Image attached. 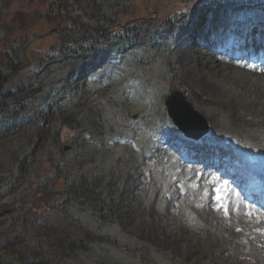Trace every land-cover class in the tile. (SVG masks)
I'll use <instances>...</instances> for the list:
<instances>
[{
	"label": "rangeland",
	"instance_id": "rangeland-1",
	"mask_svg": "<svg viewBox=\"0 0 264 264\" xmlns=\"http://www.w3.org/2000/svg\"><path fill=\"white\" fill-rule=\"evenodd\" d=\"M59 6L66 14L34 0H0V50L26 57L4 84L14 94L0 100V118L9 121L0 126V244L14 240L0 264H184L188 256L187 264H264V200L241 192L264 186V59L232 40L236 24L264 23V2ZM33 33L42 38L31 42ZM83 33L104 40L91 49ZM201 85L233 99L204 107L196 97ZM177 89L208 128L199 139L185 137L167 115L164 100ZM211 114L225 130L216 143ZM230 134L242 153L226 146ZM128 175L138 179L123 195ZM62 182L96 187L112 205V224L61 195ZM167 201L163 231L140 226L146 207L164 212ZM78 238L85 246L71 250Z\"/></svg>",
	"mask_w": 264,
	"mask_h": 264
},
{
	"label": "trees",
	"instance_id": "trees-1",
	"mask_svg": "<svg viewBox=\"0 0 264 264\" xmlns=\"http://www.w3.org/2000/svg\"><path fill=\"white\" fill-rule=\"evenodd\" d=\"M37 3H39L40 6L45 7V8H54L56 7V13H62V10H65V14H66V6H59L61 4L66 5L68 0H34ZM78 1V0H76ZM236 2L239 3H243V2H251V1H263V0H234ZM89 3V2H88ZM181 6V5H180ZM190 8V7H189ZM189 8H182L181 9V14L178 13L180 15H182L183 13L187 12L189 10ZM64 14V15H65ZM64 15H61L60 17H64ZM98 15H95V17H97ZM178 16L174 17L173 19H177ZM135 27L130 28L132 30H134ZM142 29V28H141ZM252 29L247 26L245 28L240 29L237 28L235 29L234 32V36L236 39H243L245 36V33H247V31H251ZM136 31V30H134ZM145 30L142 31V33H144ZM253 32V30H252ZM83 37H81V39L85 42L89 44V47L94 48L96 44L100 43L102 41V39L104 38L103 35H98L97 34H88V33H83L82 35ZM103 38H102V37ZM136 37V36H133ZM129 38V37H128ZM191 39H193L191 37ZM81 48V46H78ZM25 58L21 55L20 52L16 51L14 48H11L10 50H0V100L2 97L5 96H9V95H13L14 92H9V93H3V86L4 83L6 82V80L13 76L14 74H16L20 69H21V65L20 62H24ZM9 121L0 118V126L1 124H7ZM11 124V123H10ZM1 130V128H0ZM3 131H0V134H2ZM61 195H67L69 197H71L72 199H75L78 203L80 204H90L92 207V213L97 217V219L99 220V222H101L102 224H112V205L111 204H106L104 203V201L101 199L99 193L97 192L96 187H86L83 188L82 185H78V184H74V183H65L62 182L61 183ZM69 222H73L72 219H68V223ZM79 226L80 228V223L77 221H74V225ZM48 237H52V235H49L46 232ZM91 236V237H90ZM86 238H92L94 237V235H91L89 233H86ZM105 242L110 243L112 245H118L117 242L115 240H111L109 238H103ZM56 240V239H55ZM13 242L14 240L12 239V243L7 245L5 243H3V245L1 246L0 244V249L1 248H7L8 247H12L13 246ZM57 245H59L63 251H66L65 247L63 246L61 241H57L56 240ZM85 238H78L76 241L72 242L68 247L71 250H76L79 248H82L85 246ZM193 256H188L187 258H185L182 262L184 264H187L188 262H190L192 260ZM21 264H25V263H21ZM29 264V263H28ZM198 264H200V262H198Z\"/></svg>",
	"mask_w": 264,
	"mask_h": 264
},
{
	"label": "bare ground",
	"instance_id": "bare-ground-1",
	"mask_svg": "<svg viewBox=\"0 0 264 264\" xmlns=\"http://www.w3.org/2000/svg\"><path fill=\"white\" fill-rule=\"evenodd\" d=\"M189 73H190V71H189ZM199 82V81H198ZM200 84V83H199ZM205 85V84H204ZM200 86V85H199ZM202 86V85H201ZM199 90V89H198ZM262 91V90H261ZM200 93H199V95L197 94L196 95V97H197V103L198 104H200V105H202V106H212V107H216V109H217V106H214V105H221L222 103V106L224 107V106H226V104L224 103V101L225 102H229L231 99H233V98H231V99H227V92L225 93V92H222V91H220L219 90V88H217V87H215V85L213 86V85H206L205 87H201V90L199 91ZM263 92V91H262ZM233 95V94H232ZM228 98H229V95H228ZM234 100H235V98H234ZM259 101V100H258ZM234 102V101H233ZM233 102H231L230 104H233ZM237 103V102H236ZM235 103V104H236ZM241 104V103H240ZM240 104H239V106H240ZM233 106V105H232ZM237 106V105H236ZM221 107V106H220ZM227 107V106H226ZM245 107V106H244ZM249 107H253V105H249L248 107H246V108H249ZM225 108V107H224ZM244 109V110H247V109ZM255 108V107H254ZM215 109V110H216ZM220 109V108H219ZM235 109V108H234ZM239 109H241V108H239ZM224 110H226V109H224ZM223 110V111H224ZM243 109H241V110H239L240 111V113H242L243 111H242ZM219 111V110H218ZM232 111H234V110H232ZM242 111V112H241ZM231 112V111H230ZM229 112V114H231L232 115V113H230ZM219 113V112H218ZM251 113H253L252 115H256V113L257 112H251ZM220 114V113H219ZM238 114V113H237ZM242 115V114H241ZM146 116V115H145ZM209 116V115H208ZM230 116V115H229ZM228 116V117H229ZM235 115H233V116H231L232 118L234 117ZM237 116V115H236ZM247 116V115H246ZM207 118V120H209V119H213L214 120V115L213 114H211L210 115V117H206ZM236 118V117H235ZM239 118V117H238ZM240 119H241V117H240ZM259 119V118H258ZM211 121V120H210ZM215 121V120H214ZM213 121V125H212V131H211V133H210V135H209V139H210V142H214V143H216L217 141H218V139H219V136H223L224 134H223V132L225 131H223V129L221 128V124H219L218 122H214ZM234 121V120H233ZM236 121H238V119L236 120ZM239 121H241V120H239ZM212 122V121H211ZM235 122V121H234ZM233 124V123H232ZM228 126V125H227ZM229 127V126H228ZM231 129V128H230ZM229 129V130H230ZM228 130V129H227ZM226 130V131H227ZM231 131V130H230ZM228 132V131H227ZM227 132H225V133H227ZM233 133V132H232ZM237 133V132H236ZM170 134V133H169ZM228 134H229V132H228ZM234 134V133H233ZM170 136V135H169ZM229 136H231L230 137V140H229V143L226 145L228 148H230V149H232L235 153H242L244 150H243V148H241L240 147V145H239V141H237V140H235L236 138H234V137H232V135L230 134ZM172 137V136H171ZM166 141V140H165ZM228 142V141H227ZM162 144H166V142H162ZM224 147H225V145H224ZM225 149V148H224ZM229 149V150H230ZM240 149H242V151L240 150ZM179 155V154H178ZM235 155V154H234ZM243 155V154H242ZM137 159H140V158H137ZM143 159V158H142ZM139 164V163H138ZM131 173V172H130ZM207 175V174H206ZM210 175V174H209ZM134 176H136V175H134ZM137 177V176H136ZM136 177H133L132 175H128V177L125 179V182H124V187H123V189H122V193H123V195H129L132 191V189L135 187V185H136V182H137V179H136ZM155 186H157V185H155ZM152 188H154V187H152ZM151 188V193H154L155 192V190L154 189H152ZM158 189H160V188H158ZM121 191V190H120ZM159 191V190H158ZM160 192H161V190H160ZM151 193H149L150 195H151ZM157 193V192H156ZM165 195V194H164ZM173 196H174V194H173ZM172 196V197H173ZM157 197V196H156ZM150 198H152V197H150ZM170 198V197H169ZM153 199H154V197H153ZM156 199V198H155ZM172 199V198H171ZM151 200V199H150ZM171 201V200H170ZM147 203V202H146ZM169 201H167V202H165V204H164V212H163V210L161 209V211L162 212H160L157 208H155V207H146L145 208V211H144V218L143 219H141V225L140 226H142V227H147V223L149 222V223H151V224H153L158 230H162L163 231V228H165V226H166V221H164V218L167 216V213H168V207H169ZM151 204V203H150ZM155 204V203H154ZM150 206V205H149ZM202 207V206H201ZM210 208V207H209ZM209 208H207V209H209ZM199 209V208H198ZM201 211L203 212V213H200V215H202V216H206L207 214H205L204 212H206L207 213V210H205V207H202L201 208ZM208 212H209V210H208ZM200 215H199V218H200ZM208 218H210V216L208 217ZM165 220H167V218L165 219ZM211 220V219H210ZM209 222V221H208ZM212 221H210V223H211ZM149 223H148V225H149ZM206 223V222H205ZM122 224V223H121ZM152 229V228H151ZM154 230V229H153ZM147 231H149L150 233H152L151 232V230L150 229H148L147 228ZM155 232H157L156 230H155ZM161 232V231H160ZM158 233V232H157ZM147 234V233H146ZM148 235V234H147ZM152 235H153V233H152ZM161 235V234H160ZM149 236V235H148ZM151 236V235H150ZM149 236V237H150ZM153 236H155V235H153ZM157 236V235H156ZM145 237V236H144ZM165 238V237H164ZM154 239V238H153ZM156 239V238H155Z\"/></svg>",
	"mask_w": 264,
	"mask_h": 264
},
{
	"label": "water",
	"instance_id": "water-1",
	"mask_svg": "<svg viewBox=\"0 0 264 264\" xmlns=\"http://www.w3.org/2000/svg\"><path fill=\"white\" fill-rule=\"evenodd\" d=\"M42 38V35L33 33L31 42ZM167 114L177 128L186 136L199 138L207 131L202 117L191 107L181 91H173L165 100Z\"/></svg>",
	"mask_w": 264,
	"mask_h": 264
}]
</instances>
